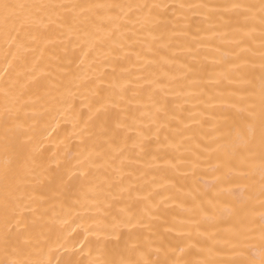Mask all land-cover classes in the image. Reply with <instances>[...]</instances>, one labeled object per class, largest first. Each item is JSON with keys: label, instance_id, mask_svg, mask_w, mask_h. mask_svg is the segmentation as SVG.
Returning <instances> with one entry per match:
<instances>
[{"label": "bare ground", "instance_id": "bare-ground-1", "mask_svg": "<svg viewBox=\"0 0 264 264\" xmlns=\"http://www.w3.org/2000/svg\"><path fill=\"white\" fill-rule=\"evenodd\" d=\"M0 264H264V0H0Z\"/></svg>", "mask_w": 264, "mask_h": 264}]
</instances>
